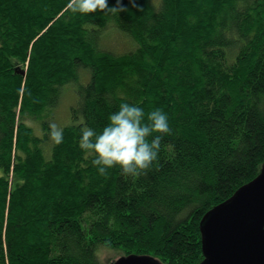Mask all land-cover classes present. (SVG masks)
I'll use <instances>...</instances> for the list:
<instances>
[{"label": "trees", "instance_id": "1", "mask_svg": "<svg viewBox=\"0 0 264 264\" xmlns=\"http://www.w3.org/2000/svg\"><path fill=\"white\" fill-rule=\"evenodd\" d=\"M78 2L0 0V264H104V248L201 264L202 219L264 167V0ZM107 34L133 47L105 50ZM123 101L162 108L172 130L146 169L101 175L79 129Z\"/></svg>", "mask_w": 264, "mask_h": 264}, {"label": "clouds", "instance_id": "2", "mask_svg": "<svg viewBox=\"0 0 264 264\" xmlns=\"http://www.w3.org/2000/svg\"><path fill=\"white\" fill-rule=\"evenodd\" d=\"M75 11L94 13L97 10L120 13L122 0L109 7L108 0H79ZM169 115L156 107L145 113L139 103L123 101L118 109L109 113L107 122L97 130L90 124L79 129V146L91 154L92 165L101 175L119 167L124 173L138 174L158 158L161 134L170 133ZM50 137L57 143L64 138V129L55 122L50 124Z\"/></svg>", "mask_w": 264, "mask_h": 264}, {"label": "water", "instance_id": "3", "mask_svg": "<svg viewBox=\"0 0 264 264\" xmlns=\"http://www.w3.org/2000/svg\"><path fill=\"white\" fill-rule=\"evenodd\" d=\"M201 264H264V167L228 201L201 221ZM114 264H161L148 256L122 257Z\"/></svg>", "mask_w": 264, "mask_h": 264}, {"label": "rangeland", "instance_id": "4", "mask_svg": "<svg viewBox=\"0 0 264 264\" xmlns=\"http://www.w3.org/2000/svg\"><path fill=\"white\" fill-rule=\"evenodd\" d=\"M109 34V33H108ZM105 36V41L102 43V48L108 51H111L113 53L121 54L129 51L133 47V43L130 39L121 37L120 35L112 36ZM75 93L72 87H66V89L63 92L62 100L59 105V107L56 109V111L50 115H52V120L50 121L55 122L58 126H61L62 128L69 125L71 121L69 120V107L70 105L74 104L75 102ZM54 116V117H53ZM27 123L34 129V133L38 135L39 137H43L45 132L40 126L39 121H32L31 119H28ZM50 149V147H47ZM102 251V252H101ZM103 255V261L104 264L107 263L109 258H116L117 261L121 258L122 254L118 251H113L109 249H98L97 254L100 257L101 254ZM116 262V261H115Z\"/></svg>", "mask_w": 264, "mask_h": 264}]
</instances>
